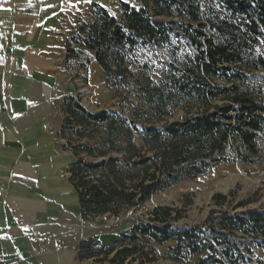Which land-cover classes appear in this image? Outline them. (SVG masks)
Returning <instances> with one entry per match:
<instances>
[{
  "label": "trees",
  "instance_id": "1",
  "mask_svg": "<svg viewBox=\"0 0 264 264\" xmlns=\"http://www.w3.org/2000/svg\"><path fill=\"white\" fill-rule=\"evenodd\" d=\"M123 2L121 15L99 2L89 5L66 41V59L94 51L107 83L118 100L114 109L89 110L80 97L67 95L60 135L74 159L69 182L83 218L119 213L146 202L153 194L184 179L205 174L231 159L264 163L259 138L264 137V0H142ZM185 41L183 52L179 43ZM172 48L174 60L159 84L148 71H134L139 47ZM222 101V103H215ZM197 106L181 119L168 120L172 107ZM220 202L226 194L215 197ZM192 200H190L191 202ZM212 211L202 222L177 224L182 212L171 206L153 209L136 221L130 234L109 244L98 236L80 242L79 258L105 254L124 264L136 254L149 260L154 247L174 240L169 257L182 261L197 253L202 263L249 262L254 245L264 248V209L251 207ZM130 264V263H127Z\"/></svg>",
  "mask_w": 264,
  "mask_h": 264
},
{
  "label": "crops",
  "instance_id": "2",
  "mask_svg": "<svg viewBox=\"0 0 264 264\" xmlns=\"http://www.w3.org/2000/svg\"><path fill=\"white\" fill-rule=\"evenodd\" d=\"M66 1L0 0V264H84L80 242L98 235L79 224L77 194L67 212L52 202L63 197L53 191L61 188L53 165L62 158L45 133L52 118L46 95L61 75L32 42L46 39ZM30 7L39 14L30 18L26 10L22 17Z\"/></svg>",
  "mask_w": 264,
  "mask_h": 264
},
{
  "label": "rangeland",
  "instance_id": "3",
  "mask_svg": "<svg viewBox=\"0 0 264 264\" xmlns=\"http://www.w3.org/2000/svg\"><path fill=\"white\" fill-rule=\"evenodd\" d=\"M35 2V1H32ZM38 2V1H37ZM90 2L67 0L62 2L57 20L53 27L46 34V39H37L32 42L33 46L38 49V53L54 65L56 72L61 75V84L56 82L52 94L46 95L47 109H51L52 118L46 120L47 139L51 141L54 154L60 155L62 163L60 166L53 165V176L59 178L60 187L54 185L53 191L63 195H54L52 202L59 204L60 212H67L66 203L74 201L75 190L69 182L70 173L68 171L74 154L71 150L65 149L63 144L67 141L60 135L61 125L65 118L61 104L67 95L80 97L82 103L92 111H98L103 108L114 109L118 100L110 84L106 82L104 72L95 59L94 51H84L77 57L66 59V41L71 35L73 29L78 25L80 19L89 18ZM113 14L121 15L123 12V2H130L132 6L140 7L143 5L142 0H112L111 2H101ZM39 7H30L22 9V17H25L26 10L29 17L34 18ZM24 15V16H23ZM181 51L186 52L189 48L185 41L179 43ZM258 50L264 53V39L261 41ZM137 58L134 64V71L139 73L142 70V63H147L148 71L153 78L161 84L167 72V66L174 60L172 48L164 47H139L135 52ZM258 83L263 86L264 90V70L259 71ZM65 84L68 89L64 90ZM35 89V86H33ZM35 91V90H34ZM33 96L36 94L33 93ZM38 96V95H37ZM215 103H222L216 101ZM40 108V107H38ZM197 106L184 105L183 107L171 108V114L168 120L181 119L188 115L189 112L196 111ZM261 147L264 150V137L259 138ZM234 155L233 149L230 148L227 161L220 162L212 167L205 174L194 179H184L174 185L164 188L153 194L146 202L136 206L124 208L119 213L105 212L95 214L85 221H82L81 209H79V224L85 226L86 231L98 233L103 244H109L122 233L130 234L133 224L142 218H148L154 208L159 206H171L182 212V217L177 224H195L204 221L212 211L234 210L238 203L250 200L244 206L238 207L235 211L258 207L264 209V163H244L239 159H231ZM219 194H226L227 201L220 202L215 197ZM62 200V201H61ZM155 200V204L151 205ZM190 200H192L190 202ZM78 202V199L76 200ZM79 203V202H78ZM80 205V204H79ZM69 206H72L69 205ZM78 205L75 206L77 211ZM130 227V230L126 228ZM115 235V238L106 240L108 237ZM107 241V242H106ZM144 250L149 251L150 247L155 248V252L150 253L151 260L147 259L142 252L136 254L137 259H126L124 264H218L212 261L202 263V260L208 255L203 251L192 257L177 261L169 257V248L176 245L174 240L160 244L154 240L150 243L141 241ZM254 258L249 262H238L237 264H264V248L254 245ZM114 255L106 257L102 254L93 258L82 260L84 264H112L109 260ZM89 261V262H88Z\"/></svg>",
  "mask_w": 264,
  "mask_h": 264
},
{
  "label": "bare ground",
  "instance_id": "4",
  "mask_svg": "<svg viewBox=\"0 0 264 264\" xmlns=\"http://www.w3.org/2000/svg\"><path fill=\"white\" fill-rule=\"evenodd\" d=\"M102 2H104V1H108V0H101ZM49 165V164H48ZM37 167H39V166H37ZM41 167V166H40ZM52 167V166H51ZM71 202V201H70ZM153 204H155V200H153L152 201V203H151V205H153Z\"/></svg>",
  "mask_w": 264,
  "mask_h": 264
},
{
  "label": "snow or ice",
  "instance_id": "5",
  "mask_svg": "<svg viewBox=\"0 0 264 264\" xmlns=\"http://www.w3.org/2000/svg\"><path fill=\"white\" fill-rule=\"evenodd\" d=\"M85 2H90V0H85ZM50 7H53V6L50 5Z\"/></svg>",
  "mask_w": 264,
  "mask_h": 264
},
{
  "label": "built area",
  "instance_id": "6",
  "mask_svg": "<svg viewBox=\"0 0 264 264\" xmlns=\"http://www.w3.org/2000/svg\"><path fill=\"white\" fill-rule=\"evenodd\" d=\"M127 230H130L131 228L130 227H128V228H126Z\"/></svg>",
  "mask_w": 264,
  "mask_h": 264
}]
</instances>
